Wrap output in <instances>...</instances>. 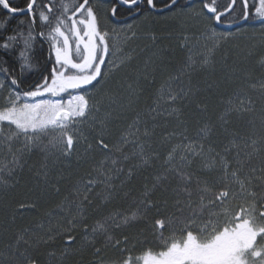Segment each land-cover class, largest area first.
I'll list each match as a JSON object with an SVG mask.
<instances>
[{
	"label": "snow or ice",
	"instance_id": "1",
	"mask_svg": "<svg viewBox=\"0 0 264 264\" xmlns=\"http://www.w3.org/2000/svg\"><path fill=\"white\" fill-rule=\"evenodd\" d=\"M109 2L110 7L95 0H0V29L7 31L12 19L27 17L19 21L26 24V31L0 33V49L12 51L19 68L18 74L12 63L0 62V150L7 149L11 155L10 161L0 162V186L9 183L5 169L11 176L23 167L24 156L33 152L45 156L37 173L45 182L49 160L53 166L73 154L79 160L80 145L87 157L94 143L103 153L90 171L69 186L63 200L45 213L46 220L11 232L0 250V264H53L58 243L61 261L89 249L93 264H264V79L258 82L259 140L249 143L242 137L237 142L233 137L225 143L218 137L212 142L215 125L208 124L194 139L187 136L186 127L168 132L160 143L181 139L168 150L151 184H144L127 207H109L117 197L127 201L132 190L124 189L140 169L159 159L153 148L158 120L164 118L166 125L168 117L179 119L186 100L207 110L206 102L195 99L198 89L191 86V77L194 72L213 70L218 50L234 38L230 31L217 32L216 25L247 21L253 9L264 19V0H259V6L255 0L251 4L250 0L226 4L199 0V6L192 0ZM165 9L182 27L193 20L203 24L201 35L211 43L196 58L189 55L174 68L159 63L158 57L143 67L133 66V52L123 49L136 32L132 24L118 29L114 21L125 15L147 19ZM121 34L123 43H118L114 38ZM188 42L185 34L181 47ZM45 44L46 55L36 61L35 46ZM258 63L264 66V56ZM122 69L128 74L123 82H114ZM25 72L36 78H24ZM158 74L167 75L156 87ZM184 77L189 80L187 88L173 87ZM249 87L255 89L257 84ZM256 104L247 88L234 89L217 117L224 132L231 136L224 127L231 117L257 111ZM257 159L259 166L254 163ZM197 162V171L209 175L192 170ZM53 187L57 194L61 192L59 186ZM170 199L179 215L160 218L161 203L167 205ZM19 208L36 209L37 204L20 203ZM90 209L96 217L92 223ZM142 221L149 224L152 242L136 254V245L129 246L124 233L139 229L143 234ZM145 240L139 243L144 245ZM109 249L119 256L108 257Z\"/></svg>",
	"mask_w": 264,
	"mask_h": 264
},
{
	"label": "trees",
	"instance_id": "2",
	"mask_svg": "<svg viewBox=\"0 0 264 264\" xmlns=\"http://www.w3.org/2000/svg\"><path fill=\"white\" fill-rule=\"evenodd\" d=\"M14 2L20 3L21 0H14ZM79 2H82V0H79ZM251 2L252 0H250V4ZM95 3L103 4L104 7H110L109 0H95ZM192 3L199 6V0H192ZM220 3L226 4L227 0H220ZM255 4L259 6V1L255 0ZM160 6L162 7V5ZM119 11H123V9H119ZM0 19H3V17H0ZM20 19L27 20V17L12 19L8 25V30L0 29V33L4 35L12 34L11 30L16 28L26 31V24L21 25L19 23ZM128 24L133 25L136 36L128 41L123 50L133 52L135 56L133 66L143 67L146 61L158 57L159 63L167 64L174 68L182 64L189 55L196 58L199 53L203 52L204 45L211 43L207 35H201L205 31L203 24L193 20L182 27L179 22L171 19L169 11L162 14L154 12L147 19L133 18L125 15L114 21V25L118 29L125 28ZM216 31H230L234 34V38L218 50L213 70L194 72L191 77V86L194 90L198 89L195 99L206 102L208 104L207 110L197 109L195 103L186 100L181 105L182 112L179 115V119L168 117L166 125L164 118L157 121L159 126L155 130L156 136L154 137L153 148L159 152V159L152 161L151 167L140 169L130 184L124 189L125 191L132 190L128 200L124 201L120 197H117L113 201V205L109 206L110 208L116 205L127 207V204L131 202L132 196L138 195L143 190L144 184H151L154 175L161 169L168 150L173 145L179 143L181 139L173 137L169 142L160 143L161 136L168 132H172L173 130L182 131L186 127L187 136L194 139L197 137L200 129L208 124L215 125L211 137L212 142H215L218 137L224 139L225 143L233 137L237 142H242V137L248 139L249 143L253 139L259 140L261 135L259 112L261 93L258 82L264 79V66L259 64L258 61L260 57L264 56V20H259L253 9L247 21L237 19L230 26L227 23L218 24L216 25ZM185 34L189 36L188 46L181 47ZM114 39L118 43H123V34ZM46 53V44L43 47L40 45L35 46L34 57L36 61L42 60ZM119 55L120 53L117 52V56ZM2 61H8L16 66L17 73L19 74L18 61L15 59L12 51L5 53L0 49V62ZM38 66L37 63V67L33 68L32 71H37ZM127 74V70L122 69L116 73L114 82H123ZM166 75H157L156 87H159V84L166 78ZM24 78L32 80L36 77L25 72ZM251 84H257V88L253 89L249 87ZM209 85L212 87H209ZM188 86L189 80L187 77H184L182 82L174 83L173 85L176 88H187ZM240 86L247 88L249 95L257 101V111L243 116L233 115L230 122L224 126L231 133V136H229L224 132V128L220 126L217 117L223 110V101L232 94L234 89ZM152 91L155 93V88ZM250 122H254L255 126ZM120 126L124 127V124ZM85 131L87 133L89 129L85 127ZM83 151L84 146H78V154L81 155L79 160L77 154H73L67 159L61 157L55 166L49 160L48 182H45L42 176L37 175L42 165L46 162L45 156L42 153L33 152L32 154L25 155L23 167L16 168L11 176L7 175V170L5 169L3 175L9 183L6 186H0V250L3 249L12 231L22 230L41 220H46L45 213L63 200L64 196L68 193L69 186L86 172L90 171L93 163L103 158V153L95 147V143L93 152L87 157H83ZM129 151H131V146H129ZM10 160L11 155L7 152V149L0 150V162L6 163ZM135 162L130 161L129 163ZM254 163L259 166V159L255 160ZM192 170L197 171L194 168ZM197 175L206 176L209 174L197 171ZM60 177H63V179H60ZM53 185L61 188L59 194L55 192ZM120 196H123L122 192ZM20 203H36L37 208L20 209ZM95 203L99 205V198H96ZM160 207V218L167 217L173 213L179 215L172 206L171 199L167 205L161 203ZM13 213H15V220L12 218ZM89 215V223H92L96 217L92 214L91 209L89 210ZM5 228L10 229V231L5 232ZM140 228L144 229L143 234L140 233L139 229L128 230L124 233L129 237V246L132 244L136 245V254H140L141 248L148 247L149 242H152L149 224L142 221L140 222ZM117 235L118 238H122L119 233ZM165 235H168V233L165 232ZM145 238L147 239L145 240ZM141 240H145L144 245L139 243ZM55 251L57 255L53 258V264H93L95 259L89 249L81 253H73L63 261L60 260L62 247L59 243L55 245ZM106 255L108 257H118L119 253L109 249Z\"/></svg>",
	"mask_w": 264,
	"mask_h": 264
},
{
	"label": "rangeland",
	"instance_id": "3",
	"mask_svg": "<svg viewBox=\"0 0 264 264\" xmlns=\"http://www.w3.org/2000/svg\"><path fill=\"white\" fill-rule=\"evenodd\" d=\"M258 1H259V0H258ZM258 19L261 20V21L264 20V19H261V18H259V17H258ZM65 99H67V96H66V95H65ZM199 167H200L199 162H197V163H195V164L193 165V168L196 169V170H197ZM208 174H209V173H208Z\"/></svg>",
	"mask_w": 264,
	"mask_h": 264
},
{
	"label": "water",
	"instance_id": "4",
	"mask_svg": "<svg viewBox=\"0 0 264 264\" xmlns=\"http://www.w3.org/2000/svg\"><path fill=\"white\" fill-rule=\"evenodd\" d=\"M168 10L167 9H165L164 11H162V12H155V13H158V14H162V13H165V12H167Z\"/></svg>",
	"mask_w": 264,
	"mask_h": 264
}]
</instances>
